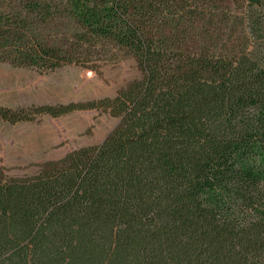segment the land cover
I'll use <instances>...</instances> for the list:
<instances>
[{"label":"trees","instance_id":"trees-1","mask_svg":"<svg viewBox=\"0 0 264 264\" xmlns=\"http://www.w3.org/2000/svg\"><path fill=\"white\" fill-rule=\"evenodd\" d=\"M110 49L140 76L35 110L119 123L0 180V264H264V0H0L2 63L96 71Z\"/></svg>","mask_w":264,"mask_h":264},{"label":"rangeland","instance_id":"rangeland-1","mask_svg":"<svg viewBox=\"0 0 264 264\" xmlns=\"http://www.w3.org/2000/svg\"><path fill=\"white\" fill-rule=\"evenodd\" d=\"M96 62V71L82 65L40 71L0 62V106L22 109L31 117L16 123L0 119V180L32 177L46 162L97 146L119 123V117L101 109H77L58 117L35 110L43 104L113 97L140 76L135 60L117 49Z\"/></svg>","mask_w":264,"mask_h":264}]
</instances>
